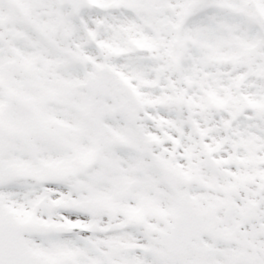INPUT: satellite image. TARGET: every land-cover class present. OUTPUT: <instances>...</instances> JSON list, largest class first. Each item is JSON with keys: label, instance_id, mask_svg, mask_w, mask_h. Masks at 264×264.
<instances>
[{"label": "snow or ice", "instance_id": "obj_1", "mask_svg": "<svg viewBox=\"0 0 264 264\" xmlns=\"http://www.w3.org/2000/svg\"><path fill=\"white\" fill-rule=\"evenodd\" d=\"M0 264H264V0H0Z\"/></svg>", "mask_w": 264, "mask_h": 264}]
</instances>
